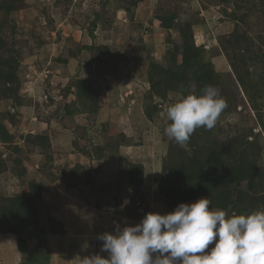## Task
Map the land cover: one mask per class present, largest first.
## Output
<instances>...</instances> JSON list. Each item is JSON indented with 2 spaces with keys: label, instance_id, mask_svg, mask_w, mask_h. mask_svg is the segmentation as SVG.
<instances>
[{
  "label": "rangeland",
  "instance_id": "374dc122",
  "mask_svg": "<svg viewBox=\"0 0 264 264\" xmlns=\"http://www.w3.org/2000/svg\"><path fill=\"white\" fill-rule=\"evenodd\" d=\"M19 1L10 15L0 11L7 42L0 55L14 60L19 79L16 96L0 85V124L12 136L4 141L0 132V205L38 187L41 223L22 234L27 255L7 231L13 215L5 216L0 264L107 257L100 234L176 209L158 193L169 168L193 155L189 143L164 134L166 110L182 96L175 73L209 72L227 100L216 126L194 133L209 170L218 150L225 163L246 162L252 176L225 187L243 200L215 209L231 216L264 207V0ZM166 14L176 16L170 29ZM79 81L88 99L79 97ZM39 135L44 144L32 141ZM131 174L142 178L139 186ZM200 198L209 197L186 203Z\"/></svg>",
  "mask_w": 264,
  "mask_h": 264
},
{
  "label": "clouds",
  "instance_id": "9594fccd",
  "mask_svg": "<svg viewBox=\"0 0 264 264\" xmlns=\"http://www.w3.org/2000/svg\"><path fill=\"white\" fill-rule=\"evenodd\" d=\"M227 106L217 87L197 92L192 85L168 106L164 134L183 147L196 129L212 130ZM210 204L209 198L180 203L167 214L149 212L134 226L102 233L101 251L108 256H84L79 264H264V207L228 216L209 210Z\"/></svg>",
  "mask_w": 264,
  "mask_h": 264
},
{
  "label": "trees",
  "instance_id": "16d2710c",
  "mask_svg": "<svg viewBox=\"0 0 264 264\" xmlns=\"http://www.w3.org/2000/svg\"><path fill=\"white\" fill-rule=\"evenodd\" d=\"M18 8H20L19 0H3L0 4V11L4 10L7 16L18 10ZM175 17L170 16V14H166V16L161 17L163 26L168 29L172 28L174 26ZM2 23H6V21L4 20ZM180 29L184 32L183 27ZM6 47L7 42L0 36V51L4 50ZM187 52L188 48L183 50V59L186 63L190 60L192 61L189 56L187 57ZM13 63V59L9 60L0 55V85L2 86V90H4L8 96H16L18 92L19 79L17 76V65ZM210 76L209 72L194 74L195 78L175 73L174 81H176L177 85L180 84V92L182 95H186L191 90L189 89L191 85L196 86L197 92H199V90L205 85H209ZM241 84H243V80H241ZM76 89L78 90L79 97H87L85 99L89 98L88 88L85 86L84 82L79 81L76 84ZM153 109H156V106H153ZM146 113L150 114V110L148 108H146ZM0 126L1 130L4 131H0L3 133L1 135L3 140H11L12 136L4 130L1 124ZM197 130L199 129H196L195 132ZM194 133L188 142L191 148H193V155L188 157L186 165L169 168L168 174L162 178L163 180L158 192L159 195L162 194L165 196L172 209L180 203H186L204 195L208 196L211 200L209 209H226L230 203L236 204V200H243L245 195L237 194L233 197L231 189L225 187L228 182L235 181L237 183H242L243 181H248L250 177H252L248 172L246 162L225 163L226 161H224L222 159V155H220L222 152L215 150L214 148L215 156L212 164L215 163V171L211 172L209 170L211 162L208 159L202 158L203 153L207 155V150L205 149V146L197 145V138L194 136ZM34 138L35 139L32 140L33 142L39 141L42 144L45 142V138L42 135L35 136ZM129 182L139 186L142 182V178L140 177L136 180L135 176L131 174ZM37 192H39V188L33 187L29 196L6 198L8 201L7 204L2 207L0 205V221L4 222L3 218L8 216V214L13 215L14 227L7 231L18 234L19 247L22 249L23 253L27 255L32 254V250H30L26 245L25 238L22 237V234L28 227H38L41 223L38 219L34 201V197L37 195ZM258 196L259 199L264 201V191ZM254 200H256V198ZM238 204L240 203L238 202ZM0 231L4 232L2 227H0ZM33 262L34 258L31 259V263Z\"/></svg>",
  "mask_w": 264,
  "mask_h": 264
}]
</instances>
